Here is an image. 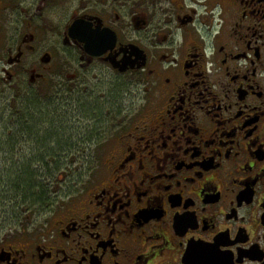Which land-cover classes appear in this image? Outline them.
<instances>
[{
    "label": "flooded vegetation",
    "instance_id": "flooded-vegetation-1",
    "mask_svg": "<svg viewBox=\"0 0 264 264\" xmlns=\"http://www.w3.org/2000/svg\"><path fill=\"white\" fill-rule=\"evenodd\" d=\"M0 42L8 78L65 72L71 108L90 79L127 87L97 96L75 191L4 234L0 264H264V0H0Z\"/></svg>",
    "mask_w": 264,
    "mask_h": 264
},
{
    "label": "rangeland",
    "instance_id": "rangeland-1",
    "mask_svg": "<svg viewBox=\"0 0 264 264\" xmlns=\"http://www.w3.org/2000/svg\"><path fill=\"white\" fill-rule=\"evenodd\" d=\"M6 44L0 42V238L4 234L8 237L13 235V233H19L21 230L19 224L43 223L49 214L51 207L41 210L37 208L28 209L22 201H19L22 209L21 211L18 207L20 213H17V216L19 219L15 218L14 214V208L18 205V200L22 199V196L14 199L15 192L19 187L16 181L24 173L25 167L29 165L28 160L32 158L31 155L34 156L38 153L40 141H46L49 138L48 134L50 133L48 131L58 127L59 132L66 136L63 141H69L72 133L75 138L87 134L90 130V125L93 128L104 126L107 119L106 108L103 102L97 99V96L102 97L107 92L110 98L118 99L119 105L126 99L125 94L127 91L125 81L122 79H115L112 76L96 81L90 79L92 83H100L95 91V96H92L90 92L80 94L81 98L71 108V105L60 96L52 97L62 87L59 76L66 78V73L63 71L53 75L49 84L44 82L32 84L29 80V74L27 75L24 71L27 62L24 59L22 63L13 67L15 75L11 80H8L7 74L3 73V65H7L8 58L9 46H5ZM91 86L95 87L94 85ZM27 94H37L35 95L37 102L32 104L31 101L21 100L22 97L29 96ZM27 104L32 106L33 112L31 113H34L33 115L37 118V122H40L35 127L37 136H33V138L27 135L26 132L24 133L27 130L23 126H18L15 123L18 119L12 117V115H17L20 107L27 106ZM116 112L117 115L120 114L119 111ZM45 118H48L47 123H43ZM97 118L101 120L94 121ZM21 124H24L23 121ZM43 128H48V131L42 133ZM100 135L101 132H95L89 138L86 137V141L92 142L89 145L94 147L101 140ZM69 142H72V140ZM83 161L87 162L88 160L82 156L80 158L71 156L65 161L68 174L61 175L59 178L60 182L54 192L57 200L67 198L69 194L75 191L74 183L79 178L78 171ZM55 201L53 202L55 203Z\"/></svg>",
    "mask_w": 264,
    "mask_h": 264
},
{
    "label": "trees",
    "instance_id": "trees-1",
    "mask_svg": "<svg viewBox=\"0 0 264 264\" xmlns=\"http://www.w3.org/2000/svg\"><path fill=\"white\" fill-rule=\"evenodd\" d=\"M35 102H37V100L31 101L32 104ZM31 112H33L32 106L27 104V106L24 105V107H20L17 111V115H12V117L18 119L15 123L18 126H23L24 129L27 130L24 131V133L26 132L27 135L33 138V136H37L35 127H37V124L40 122H37V118L33 115L34 113L32 114ZM43 120V123L48 122V118ZM22 121L24 123L23 125L21 124ZM47 129L48 128H43L42 133H46L48 131ZM48 132L50 133L48 134L49 138L46 141H40L38 153L35 154V157L29 158V165L25 167L24 173L21 174V177L16 181L19 187L15 192L14 199H18L19 196H22V199L19 201H22L28 209L37 208L41 210L53 205V201L57 199L56 196H54V192L56 186L60 182L59 178L61 175L64 176L68 174L65 161L71 158V151L74 150L75 145L69 142L71 139L69 141H63V138L66 136L59 132L58 127ZM32 161L38 165L36 171L30 169ZM19 201L18 207L20 208Z\"/></svg>",
    "mask_w": 264,
    "mask_h": 264
},
{
    "label": "water",
    "instance_id": "water-1",
    "mask_svg": "<svg viewBox=\"0 0 264 264\" xmlns=\"http://www.w3.org/2000/svg\"><path fill=\"white\" fill-rule=\"evenodd\" d=\"M82 39L88 44H91L92 42H94V38L92 37V35L86 34V32L83 34ZM100 54L101 53L94 54V55H100Z\"/></svg>",
    "mask_w": 264,
    "mask_h": 264
}]
</instances>
